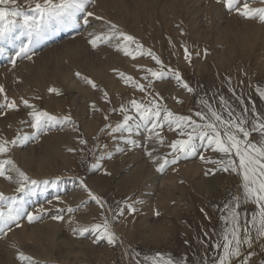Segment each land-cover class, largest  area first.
<instances>
[{
  "label": "rangeland",
  "instance_id": "obj_1",
  "mask_svg": "<svg viewBox=\"0 0 264 264\" xmlns=\"http://www.w3.org/2000/svg\"><path fill=\"white\" fill-rule=\"evenodd\" d=\"M29 2L17 0L24 7ZM249 6L264 4L249 0ZM87 11L94 14L89 24L83 23L81 15L75 26L59 28L27 55L16 56L18 49L13 47L0 54L4 89L0 105L5 96L17 105L0 107V139L29 136L0 155V160L11 159L28 177L26 190L17 192L19 177L11 165H5V175L0 176V193L22 200L25 213L5 229L6 235L0 233V264H164L181 258L186 264H204L206 259L211 264L222 253L213 245L223 243L225 205L243 197L242 177L201 160V156L213 161L224 158L203 145L196 154L181 155L158 172L162 158L171 160L175 155L169 145L186 136L165 123L156 128L163 138V143L158 142L149 131L151 123L140 120L131 101L146 107L155 102L196 123L211 119L209 109L226 120L231 111L233 116L244 115L250 128L253 109L255 116L264 119V99L257 93V88L264 89V23L227 9L223 0H90ZM113 24L162 64L137 54L136 43L122 38L93 48L89 33H108ZM21 39L27 42L26 37ZM119 43L135 58L119 50ZM185 48L190 60L185 59ZM148 69L167 75L155 79ZM169 70L178 72L192 91L184 89ZM120 73L144 90L131 81L125 83ZM22 100L61 118L60 122L32 138V109ZM121 106L133 118L128 122L131 132L112 131L123 122ZM65 116L71 122L63 121ZM250 140L259 145L261 137L253 133ZM97 157H102L100 167L93 169ZM232 157L238 164L234 153ZM81 181L100 198V204L89 197ZM128 204L136 211L129 212ZM68 208L75 211L70 213ZM239 211L243 224L256 207L242 203ZM27 213L39 219L29 222ZM105 220L118 237L115 245L103 240L93 243L91 232L84 236L72 232ZM248 250L250 264L264 261V243L254 241ZM18 252L31 261L18 260Z\"/></svg>",
  "mask_w": 264,
  "mask_h": 264
},
{
  "label": "snow or ice",
  "instance_id": "obj_2",
  "mask_svg": "<svg viewBox=\"0 0 264 264\" xmlns=\"http://www.w3.org/2000/svg\"><path fill=\"white\" fill-rule=\"evenodd\" d=\"M260 2L264 4V0H260ZM89 3L90 0H42V2L41 0H30L27 7H24L19 5L17 0H0V54H3L7 47H13L18 49L15 53L16 56L27 55L33 47L37 46L59 28L75 26L81 15L83 16V23L85 25L89 24V17L94 15L92 12L87 11ZM223 3L227 9H234L237 14L246 19H258L261 23H264V7L252 8L249 6V0H244L242 7L240 6L241 0H223ZM96 19H100V17H96ZM89 36L92 37L89 43L93 48L97 47L98 43L109 42L113 38L118 40L122 38L123 41L136 43L137 54L149 55L156 64H162L159 57L150 50L143 52L142 46L133 37L118 31L117 26L114 24L111 25L108 33L97 35L89 33ZM22 37H26L27 42H24L21 39ZM116 47L123 51L125 55L135 58L133 52L123 43L117 44ZM206 54L207 52L205 51ZM184 55L186 60L191 59V54L187 48H185ZM147 71L155 79H161L167 75L163 70L157 72L148 69ZM172 74L184 89L189 92L192 91L189 85L181 80L178 72L172 71ZM79 75L77 73V76ZM120 76L125 80V83L131 81L135 87L141 91L144 90V86L133 81L131 77H125L123 73H120ZM84 79L93 88L96 87L93 81L87 78ZM48 91L56 95L61 94L59 89L56 88H49ZM3 92L4 89L0 86V93ZM257 93L264 99V89L257 88ZM106 97L107 93H105ZM4 101V104L0 105V107H7L8 109L17 108L15 101H8L6 96L4 97ZM22 103L25 107L32 109L29 112V116L32 117L31 127L34 129V132L31 134L32 138H35L39 132L50 128L61 120V118L53 116L46 111L36 110L27 100H22ZM131 105L137 111L141 121L151 123L152 126L149 131L156 137L158 142L163 143V138L156 132V128L162 127L165 123L169 129H172V126L175 125L176 128L180 129L181 135L186 136V139H177L169 145L172 153L175 155L171 160L162 158V162L158 163V172H162L167 164H174L181 155L196 154L197 148L203 145L222 153L224 158L219 161H213L201 156V160L205 163L219 165L220 170L224 172H238L241 175L243 197H234L233 204L225 205L228 215L224 217L226 227L223 233V243L218 242L213 245L215 248L222 249V253L212 259L211 264H235L237 259L240 260V264H250L252 252L248 249H251L254 241L264 243V119L255 116V110L253 109L254 119L251 121V127L249 128L246 126L247 120L244 115L239 117L233 116V113L229 111V119L226 120L217 112L209 109L211 119L206 120L204 123H196L190 117L175 115L165 106L157 105L155 102L150 107H146L133 100L131 101ZM120 111L124 113L123 122L117 124L112 131L124 130L131 132L128 122L133 118L127 114V109L123 106H121ZM162 113L163 117L160 119ZM246 113L247 109H245V115ZM196 115L200 116L202 121H205L203 114L197 113ZM62 120L71 122V117L65 116ZM253 133H259L261 137L259 145L250 140ZM28 139L29 136L27 135L22 137L17 135L11 141L0 139V155L6 154L9 151L10 145L14 146L18 143H24ZM126 142L130 144L134 143L131 140H127ZM80 143L84 144L86 142L80 140ZM117 150L120 151L121 149ZM233 153L238 159V164L232 157ZM147 154L151 156V153ZM101 158L97 157L96 162L91 165V168H99ZM5 165H11L12 170L17 172L19 177L17 183L20 185L17 188V192H24L27 188L28 177L15 167L11 159L0 160V176L5 175ZM5 178L11 179L10 176H6ZM44 183H48V181ZM31 184L35 185L37 181H31ZM81 187L85 191H88L89 197L92 200L98 204L101 203L100 198L89 191L83 181H81ZM249 202L255 204L256 211L251 215L250 219H246L241 224L239 209L242 203ZM22 203V200H18L15 197H6L3 193H0V209H7L6 211L0 210V233L6 235L5 229H10V225L18 221L21 215L25 214ZM127 210L129 212L136 211L131 204L127 205ZM67 211L71 213L75 209L68 208ZM27 217L29 222L39 219L38 216H34L31 213H27ZM52 218L54 220L62 219L61 216H53ZM253 231H255V236L252 235ZM72 232L74 235L79 236H84L89 232L95 234L93 243L103 240L109 245H115L118 239L116 234L111 230L107 220L103 221V223L93 224L90 227L73 228ZM245 252L246 255L244 254ZM17 259L21 262L31 261V257L26 256L22 252H18ZM164 264H186V262L183 258L179 261L168 259L164 261ZM204 264H209V261L206 259ZM261 264H264V261H261Z\"/></svg>",
  "mask_w": 264,
  "mask_h": 264
},
{
  "label": "bare ground",
  "instance_id": "obj_3",
  "mask_svg": "<svg viewBox=\"0 0 264 264\" xmlns=\"http://www.w3.org/2000/svg\"><path fill=\"white\" fill-rule=\"evenodd\" d=\"M237 41V40H236ZM238 45V44H237ZM248 55V54H247ZM241 60V59H240ZM241 64V62H239ZM252 68V67H251ZM246 70V69H245Z\"/></svg>",
  "mask_w": 264,
  "mask_h": 264
}]
</instances>
